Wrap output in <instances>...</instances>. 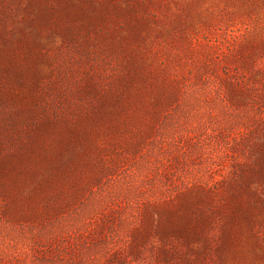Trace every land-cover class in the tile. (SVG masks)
Wrapping results in <instances>:
<instances>
[{
  "label": "rangeland",
  "instance_id": "374dc122",
  "mask_svg": "<svg viewBox=\"0 0 264 264\" xmlns=\"http://www.w3.org/2000/svg\"><path fill=\"white\" fill-rule=\"evenodd\" d=\"M0 264H264V0H0Z\"/></svg>",
  "mask_w": 264,
  "mask_h": 264
}]
</instances>
